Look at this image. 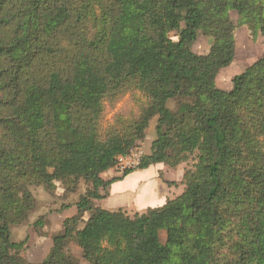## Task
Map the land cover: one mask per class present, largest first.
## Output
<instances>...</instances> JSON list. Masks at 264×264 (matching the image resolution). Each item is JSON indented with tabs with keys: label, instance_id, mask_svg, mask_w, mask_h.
<instances>
[{
	"label": "trees",
	"instance_id": "trees-1",
	"mask_svg": "<svg viewBox=\"0 0 264 264\" xmlns=\"http://www.w3.org/2000/svg\"><path fill=\"white\" fill-rule=\"evenodd\" d=\"M230 11L264 36V0H0V264H21L11 227L35 208L30 187L81 181L90 190L39 264H74L70 241L88 264H264V59L217 87L236 54ZM200 33L213 45L193 64ZM128 93L139 116L105 127L106 103ZM154 119L150 154L105 180ZM194 155L165 206L94 209L128 175Z\"/></svg>",
	"mask_w": 264,
	"mask_h": 264
},
{
	"label": "rangeland",
	"instance_id": "rangeland-1",
	"mask_svg": "<svg viewBox=\"0 0 264 264\" xmlns=\"http://www.w3.org/2000/svg\"><path fill=\"white\" fill-rule=\"evenodd\" d=\"M229 15L235 27L236 54L234 62L229 67L223 69L216 80L217 87L224 91H231L233 80L236 76L244 73L259 60L264 59V36L252 24L241 25L237 12L230 11ZM171 38L176 40V34H171ZM212 45L213 39L200 33L197 42L192 47L194 54L193 64L200 57L208 55ZM180 102L178 99L172 100L168 103V108L176 113ZM139 107L138 99L133 93L124 95L116 102H107L104 112V126H113L121 119L137 118L140 111ZM156 126L157 119H154L150 123L145 138L138 142L137 147L131 152L130 156L120 158L117 165L102 177L105 180L121 178L125 170L137 167L141 158L150 154L152 142L156 138ZM171 136L173 138L174 134L172 133ZM172 148V153L176 154V146L173 145ZM196 163L197 160L194 155L187 162L174 168L163 164L156 165L157 167L152 171L154 175L151 180L145 178L147 175L143 178L140 174L135 173L129 183H138L137 188L156 189L154 196L161 195L162 189L173 186L174 189H171L169 193L171 195L169 201H172V199L176 200L185 192L189 183L188 178L194 173ZM140 178L146 180L141 181ZM67 188L60 182L55 183V187L51 190L41 185L30 187L35 201V208L27 222L11 227L13 242L25 243L23 250L17 254L21 264H39L49 257L53 249V238L64 233V221L76 215L77 203L81 196L88 193L91 186L81 181L75 189L69 190ZM101 193L105 194V198L104 200L94 201V209H103L104 205H108L106 203L109 202V190H102ZM128 206L132 207V205ZM119 210L125 211L124 209ZM147 210L143 212L126 210L125 212L133 218L137 214H145ZM85 218L87 219L88 216ZM39 220L42 221V226L36 225ZM82 227L83 225H81ZM161 240L163 243L166 241L164 233L161 236ZM64 252L66 257L74 264H88L84 259L83 251L74 241L68 242Z\"/></svg>",
	"mask_w": 264,
	"mask_h": 264
},
{
	"label": "crops",
	"instance_id": "crops-1",
	"mask_svg": "<svg viewBox=\"0 0 264 264\" xmlns=\"http://www.w3.org/2000/svg\"><path fill=\"white\" fill-rule=\"evenodd\" d=\"M153 143V142H152ZM157 166H152L147 170L143 171H137L134 172L127 177H125L122 181L116 182L112 184L108 190H109V202L107 206H103L101 210L106 211H116L119 209L126 210H134L138 212H143L144 210H147L149 208H160L163 207L168 201L171 195L169 194L171 189H174L173 186L171 188L168 186V188L162 189L160 192L161 195L154 196L156 194L154 188H137L136 183H129V181L134 177L133 175L135 173L140 174L143 178H147L151 180L153 178V169H155ZM141 181L146 179H141ZM167 181V180H166ZM172 181V180H171ZM168 182V181H167ZM129 183V184H128ZM135 192V194H134ZM153 194V196H151ZM101 195H103L101 193ZM105 197V194L103 195ZM104 200V199H103ZM171 200V199H170ZM173 200V199H172ZM128 205H132V207H129ZM77 210V209H76ZM77 214V212H76Z\"/></svg>",
	"mask_w": 264,
	"mask_h": 264
}]
</instances>
